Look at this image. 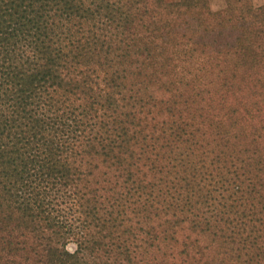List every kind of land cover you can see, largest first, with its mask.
Masks as SVG:
<instances>
[{
  "label": "trees",
  "instance_id": "16d2710c",
  "mask_svg": "<svg viewBox=\"0 0 264 264\" xmlns=\"http://www.w3.org/2000/svg\"><path fill=\"white\" fill-rule=\"evenodd\" d=\"M0 0V264H264V4Z\"/></svg>",
  "mask_w": 264,
  "mask_h": 264
},
{
  "label": "rangeland",
  "instance_id": "374dc122",
  "mask_svg": "<svg viewBox=\"0 0 264 264\" xmlns=\"http://www.w3.org/2000/svg\"><path fill=\"white\" fill-rule=\"evenodd\" d=\"M166 1H175V0H166ZM252 5L254 6H260L264 4V0H250ZM210 8L212 11H217L219 9H222L224 7V0H210Z\"/></svg>",
  "mask_w": 264,
  "mask_h": 264
}]
</instances>
